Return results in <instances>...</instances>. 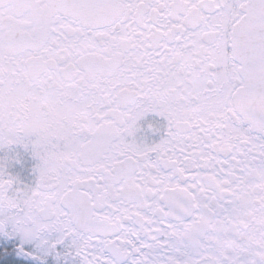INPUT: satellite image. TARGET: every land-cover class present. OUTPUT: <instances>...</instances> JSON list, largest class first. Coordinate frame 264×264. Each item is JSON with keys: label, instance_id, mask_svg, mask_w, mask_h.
<instances>
[{"label": "snow or ice", "instance_id": "6c2138e0", "mask_svg": "<svg viewBox=\"0 0 264 264\" xmlns=\"http://www.w3.org/2000/svg\"><path fill=\"white\" fill-rule=\"evenodd\" d=\"M0 264H264V0H0Z\"/></svg>", "mask_w": 264, "mask_h": 264}, {"label": "flooded vegetation", "instance_id": "af4514ba", "mask_svg": "<svg viewBox=\"0 0 264 264\" xmlns=\"http://www.w3.org/2000/svg\"><path fill=\"white\" fill-rule=\"evenodd\" d=\"M22 179L24 180V182H29L30 181L29 174L28 173H24Z\"/></svg>", "mask_w": 264, "mask_h": 264}]
</instances>
